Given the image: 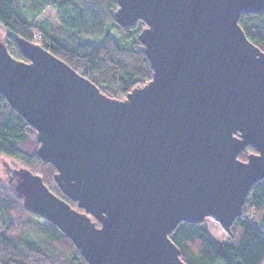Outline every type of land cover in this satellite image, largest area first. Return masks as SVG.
Instances as JSON below:
<instances>
[{
    "label": "water",
    "instance_id": "water-1",
    "mask_svg": "<svg viewBox=\"0 0 264 264\" xmlns=\"http://www.w3.org/2000/svg\"><path fill=\"white\" fill-rule=\"evenodd\" d=\"M153 75L112 99L40 45L0 35V94L37 133V155L73 208L31 170L9 182L89 264H186L169 238L212 218L230 237L264 180V52L239 25L264 0H117ZM11 37H13L11 35ZM247 146L256 153L239 155Z\"/></svg>",
    "mask_w": 264,
    "mask_h": 264
},
{
    "label": "trees",
    "instance_id": "trees-1",
    "mask_svg": "<svg viewBox=\"0 0 264 264\" xmlns=\"http://www.w3.org/2000/svg\"><path fill=\"white\" fill-rule=\"evenodd\" d=\"M48 8L56 11L57 27L43 15ZM117 9V0H0V28L16 59L27 61L16 41L21 37L89 78L108 97L124 99L151 81L153 70L138 40L146 24L138 20L120 26L114 17ZM239 25L264 52V11L241 14ZM38 147L35 129L0 94V264H89L58 227L24 206L9 182L7 168H27L55 195L83 211L59 189L57 170L37 155ZM252 153L256 150L247 146L238 157L247 161ZM232 232L229 242L219 243L206 221L182 222L169 238L186 264H264V180L251 188Z\"/></svg>",
    "mask_w": 264,
    "mask_h": 264
},
{
    "label": "rangeland",
    "instance_id": "rangeland-1",
    "mask_svg": "<svg viewBox=\"0 0 264 264\" xmlns=\"http://www.w3.org/2000/svg\"><path fill=\"white\" fill-rule=\"evenodd\" d=\"M43 15L50 19L53 26L57 27L59 25L57 20H56V11H54L53 9H51V8L46 9L44 11ZM38 20H41V19L39 18ZM0 35H1V37H4L6 35L5 30L2 28H0ZM1 173H2V171H1ZM3 182L6 183L4 180H3ZM205 221L207 223L209 232L215 241H217L219 243H227L230 241L229 240L230 236L228 235V233H226L224 231V229L220 226V224L218 222H216L212 218H207Z\"/></svg>",
    "mask_w": 264,
    "mask_h": 264
},
{
    "label": "flooded vegetation",
    "instance_id": "flooded-vegetation-1",
    "mask_svg": "<svg viewBox=\"0 0 264 264\" xmlns=\"http://www.w3.org/2000/svg\"><path fill=\"white\" fill-rule=\"evenodd\" d=\"M7 169H8V176H10V171H9V170H10L11 168H7Z\"/></svg>",
    "mask_w": 264,
    "mask_h": 264
}]
</instances>
